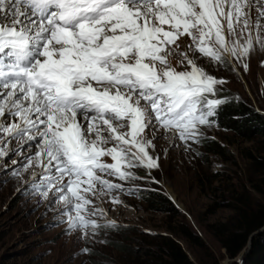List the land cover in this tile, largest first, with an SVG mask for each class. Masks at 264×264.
Wrapping results in <instances>:
<instances>
[{"label": "snow or ice", "instance_id": "6c2138e0", "mask_svg": "<svg viewBox=\"0 0 264 264\" xmlns=\"http://www.w3.org/2000/svg\"><path fill=\"white\" fill-rule=\"evenodd\" d=\"M261 18L264 0H0V171L18 175L8 159L22 149L25 170L47 173L42 195L60 193L70 229L114 227L92 218L105 213L86 194L122 185L98 173L126 181L159 167L146 129L198 142L224 103L209 97L225 80L187 55L190 70L177 71L170 46L187 35L194 53L239 60L254 40L264 48Z\"/></svg>", "mask_w": 264, "mask_h": 264}, {"label": "rangeland", "instance_id": "374dc122", "mask_svg": "<svg viewBox=\"0 0 264 264\" xmlns=\"http://www.w3.org/2000/svg\"><path fill=\"white\" fill-rule=\"evenodd\" d=\"M257 15L258 10L253 8V20ZM261 23L264 24V18H261ZM261 35L264 36V32ZM180 38L176 45L170 46L172 51L167 61L171 67L177 71L190 70L184 57L195 58L198 66L215 78L225 80V83L215 86V95L209 98H222L219 95L225 92L264 113V48L259 43L254 40L247 56L239 60L226 57L224 64H219L198 52L194 53L190 37L184 35ZM245 63L247 70L243 67ZM199 132L198 142L189 140L185 143L179 139L178 133L165 130L158 124L151 131L146 129L144 136L154 145L149 148V154L158 157L159 167L149 169L137 166L130 170L136 178L126 181L98 173L110 182L122 185V188L100 191L101 186L97 184L96 195L87 194L92 200L89 208L102 209L105 215L92 218L97 219L98 223L112 221L123 228L136 227L146 233L173 235L196 264H240L243 256L252 248V241L239 256L227 258L226 250L219 245L209 225L228 221L233 212L221 203L230 199L236 191H250L254 199H259L250 188L249 178L253 169L246 157L249 151L256 153L257 144L253 140L236 137L232 132L221 131L216 126H199ZM206 136L216 141L224 153L205 151L200 140ZM111 146V143L107 145ZM13 160L18 163L12 165ZM3 163L4 160L0 159V167ZM8 164L19 174H14L12 170L0 171V262H106L105 257H109L106 249L108 235L114 236L115 233L97 229L93 235L89 230V235L81 238L80 230L68 226L65 204L59 199L60 193L52 190L48 198L42 195L47 175L43 167L37 164L25 170L27 160L22 149L8 159ZM151 190L166 195L177 214H166L157 208L149 209L148 203L139 194ZM114 199L119 202H113ZM177 224L191 229L203 246H197L173 232ZM123 230L127 232L129 229ZM260 231L264 232V227ZM85 248L92 251L81 253ZM238 257L241 259L235 261Z\"/></svg>", "mask_w": 264, "mask_h": 264}, {"label": "trees", "instance_id": "16d2710c", "mask_svg": "<svg viewBox=\"0 0 264 264\" xmlns=\"http://www.w3.org/2000/svg\"><path fill=\"white\" fill-rule=\"evenodd\" d=\"M220 94L222 98L219 99L224 103L217 107L211 124L243 140L256 142V153L249 151L246 157L253 169L249 178L250 188L259 199H254L250 191H236L230 199L221 203L233 212L228 221L225 224H210L209 227L219 245L226 250L227 258H236L246 249L250 236L259 231L252 237V248L243 256L240 264H264V232L260 231L264 227V113L225 92ZM200 144L205 151L224 153L222 147L208 136L201 138ZM139 195L148 203L149 209L157 208L166 214H177L171 200L162 192L151 190ZM100 229L115 235H108L106 249L109 257H105L106 262L93 260L91 264H196L173 235L146 233L136 227L123 228L119 225ZM123 229L129 230L124 232ZM174 231L187 241L203 246L199 237L186 226L177 224ZM0 264L6 263L1 261Z\"/></svg>", "mask_w": 264, "mask_h": 264}, {"label": "water", "instance_id": "95a60500", "mask_svg": "<svg viewBox=\"0 0 264 264\" xmlns=\"http://www.w3.org/2000/svg\"><path fill=\"white\" fill-rule=\"evenodd\" d=\"M262 113H263V112H262ZM258 233H259V231L253 233V234L250 236V238H249V240H248V242H247L248 245H250V243H251V241H252V237L255 236V235L258 234ZM238 256H239V255H238Z\"/></svg>", "mask_w": 264, "mask_h": 264}, {"label": "bare ground", "instance_id": "6f19581e", "mask_svg": "<svg viewBox=\"0 0 264 264\" xmlns=\"http://www.w3.org/2000/svg\"><path fill=\"white\" fill-rule=\"evenodd\" d=\"M159 130H161V129H159ZM162 131V130H161ZM239 259H241V257H238L235 261H237V260H239Z\"/></svg>", "mask_w": 264, "mask_h": 264}]
</instances>
